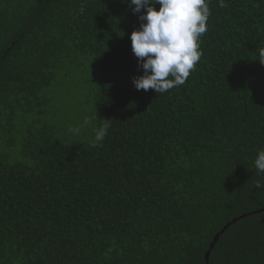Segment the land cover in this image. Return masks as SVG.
Wrapping results in <instances>:
<instances>
[{"label": "trees", "instance_id": "1", "mask_svg": "<svg viewBox=\"0 0 264 264\" xmlns=\"http://www.w3.org/2000/svg\"><path fill=\"white\" fill-rule=\"evenodd\" d=\"M224 2L156 94L132 83L143 9L0 0V264H205L216 235L209 264H264V0Z\"/></svg>", "mask_w": 264, "mask_h": 264}, {"label": "clouds", "instance_id": "2", "mask_svg": "<svg viewBox=\"0 0 264 264\" xmlns=\"http://www.w3.org/2000/svg\"><path fill=\"white\" fill-rule=\"evenodd\" d=\"M132 12L141 13L138 29L130 35L131 49L138 58V68L143 74L132 78L139 90H154L164 94L183 85L201 59L200 39L207 31L211 0H126ZM159 4L157 10L155 5ZM219 7H225L219 0ZM259 55L264 58V51ZM264 63V59L260 61ZM94 128V144H101L110 128L109 119ZM70 131L80 133L84 125ZM258 173H264V149L258 150L254 160ZM257 188H264V182L257 181Z\"/></svg>", "mask_w": 264, "mask_h": 264}, {"label": "water", "instance_id": "3", "mask_svg": "<svg viewBox=\"0 0 264 264\" xmlns=\"http://www.w3.org/2000/svg\"><path fill=\"white\" fill-rule=\"evenodd\" d=\"M261 212H264V209L259 210V211H257L256 213H261ZM243 217H244V216L238 217L237 219H235V220L231 221L230 223H228L226 226L223 227V230L221 231V233H223L225 230H227V229L230 227V225L234 224L236 221L240 220V219L243 218ZM218 239H219V235H216V236L214 237L213 242H212L211 245H210L209 250L205 253V255H204L205 264H209V263H208V259H209V256H210V253H211V250L213 249V247H214V245L216 244V242L218 241Z\"/></svg>", "mask_w": 264, "mask_h": 264}, {"label": "rangeland", "instance_id": "4", "mask_svg": "<svg viewBox=\"0 0 264 264\" xmlns=\"http://www.w3.org/2000/svg\"><path fill=\"white\" fill-rule=\"evenodd\" d=\"M61 99L63 100L64 103L61 102L62 105L65 106V111L67 113H69V110L71 108V103H72V100H69L68 97L66 95H63L61 97ZM60 104V103H59ZM58 103H56V105L58 106L59 105Z\"/></svg>", "mask_w": 264, "mask_h": 264}]
</instances>
